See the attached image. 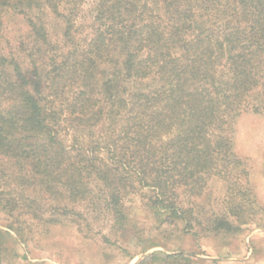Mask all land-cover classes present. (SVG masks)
I'll return each instance as SVG.
<instances>
[{"label":"trees","instance_id":"1","mask_svg":"<svg viewBox=\"0 0 264 264\" xmlns=\"http://www.w3.org/2000/svg\"><path fill=\"white\" fill-rule=\"evenodd\" d=\"M246 113L264 115V0H0V205L15 224L89 232L104 215L124 230L137 197L195 240L239 232L260 210L234 150Z\"/></svg>","mask_w":264,"mask_h":264},{"label":"rangeland","instance_id":"2","mask_svg":"<svg viewBox=\"0 0 264 264\" xmlns=\"http://www.w3.org/2000/svg\"><path fill=\"white\" fill-rule=\"evenodd\" d=\"M234 150L246 163L251 198L260 208L239 232L195 240L181 232L180 226L160 227L157 215L137 197L124 204V230L104 215L91 220L89 232H78L66 220L43 225L23 216L15 224L0 205V228L11 236L4 264H134L153 252L193 254L186 257L190 264H264V115L246 113L237 119ZM207 188L218 202L226 195L225 184L217 178L210 179Z\"/></svg>","mask_w":264,"mask_h":264}]
</instances>
